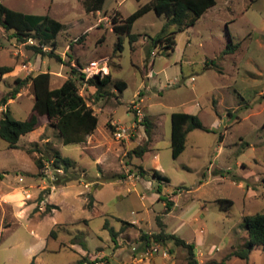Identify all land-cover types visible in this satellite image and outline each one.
<instances>
[{
	"label": "rangeland",
	"instance_id": "rangeland-1",
	"mask_svg": "<svg viewBox=\"0 0 264 264\" xmlns=\"http://www.w3.org/2000/svg\"><path fill=\"white\" fill-rule=\"evenodd\" d=\"M0 1L64 24L54 49L58 59L34 52L0 23V64L12 66L2 75L0 96L16 86L15 77L50 70L51 87L77 77L79 92L98 115L84 142L63 143L57 129L40 122L20 135L16 147L0 137V264H30L33 258L36 264H75L83 252L94 257L97 246L110 264H118L111 254L116 238H123L117 235L124 230L157 231L158 215L165 231L194 244L200 264H211L232 245L245 243L243 215L264 209V0H215L195 23L175 31L172 49L151 44V36L166 22V15L153 9L134 21L131 32L139 34L134 41L112 27L114 15L125 17L148 0H105L97 11H86L83 0ZM230 42L234 46L227 51ZM101 56L108 57L112 80L127 85L119 90L111 81L95 97V86L88 77L73 74L72 66L79 70L77 65ZM33 101L27 81L0 105V116L9 108L13 117L24 119ZM172 111L195 113L207 127L190 130L177 157L171 152ZM144 116L151 122L150 149L142 156L129 155L147 139ZM133 119L130 136L115 138L116 123ZM54 149L75 160L70 172L77 178L65 185L53 183ZM37 156L43 158L40 168ZM139 165L168 176V182L160 183V193L174 200L168 212L158 198L159 183L140 175ZM43 188L50 192H43L38 202ZM89 194L92 207L87 206ZM47 202L57 207L42 215ZM120 219L136 225L121 229ZM105 220L119 230L116 236L103 226ZM51 229L56 236L50 235ZM164 247L175 251L178 264H183L182 246L169 240ZM160 253L155 264L161 263ZM227 264H264V249L255 246L248 258L232 256Z\"/></svg>",
	"mask_w": 264,
	"mask_h": 264
},
{
	"label": "trees",
	"instance_id": "trees-1",
	"mask_svg": "<svg viewBox=\"0 0 264 264\" xmlns=\"http://www.w3.org/2000/svg\"><path fill=\"white\" fill-rule=\"evenodd\" d=\"M104 2L105 0H83L86 11L100 10ZM214 3L215 0H148L125 17L114 15L112 17V27L118 34H127L129 40L134 41L139 36L138 33L131 32L134 21L148 10L153 9L158 14H165L166 22L160 32L151 36V44L152 46H167L172 49L175 44V31L195 23L200 15ZM0 23L4 28L10 29L12 36L17 40L26 42L27 46L34 52L48 53L61 59V56L54 52L57 47V34L64 27L60 20L48 14H35L14 9L0 1ZM171 25H175L176 28L170 29ZM29 38L35 39L36 42H27ZM44 46H49V50L45 51ZM233 46L230 42L227 51H231ZM118 47H120V43H118ZM11 69V65L0 64V80L3 73ZM76 72L81 79H84V73L72 66V73ZM50 77V70H40L28 74L24 78L15 77L16 86L0 96V105L7 104L8 99L13 98L20 87L27 81L31 82L34 98L32 112L26 118L18 119L11 115L9 108H6L0 116V137L7 142L8 147H16L20 135L34 130L39 122L42 124L48 123L57 129L63 143L83 142L96 128L98 115L94 112L92 106L87 103L85 96L79 92L76 82L77 77L68 76L57 87L50 86ZM86 81L95 86V97H99L102 95L106 85L113 80L111 72L108 71L103 75L94 74L88 77ZM113 83L119 90H123L127 85L125 80H115ZM143 120L146 123L147 139L142 144L129 150V155L133 153L137 156H142L150 149L149 142L152 139L151 122L147 116H144ZM170 125L173 157H177L184 149L186 136L190 130L194 128L207 129L197 114L188 111H172L170 114ZM35 163L38 168L42 167L44 165L43 158L41 156L35 157ZM74 163L75 160L73 158L62 155L58 149H54L52 164L57 177L53 183L65 185L68 181L77 178L75 174L70 172V168L74 166ZM59 169H62L64 173L60 174L58 172ZM138 171L140 175H150L159 183L156 186V191L159 192L158 198L164 201L165 209L163 212H168L172 208L174 200L170 195H162L160 193V183L163 181L168 182V176L162 174L157 168L148 170L142 165L138 166ZM2 175L3 172L0 171V177ZM43 192L49 193L50 190L43 188L36 201L39 202L44 198ZM228 201V203H231V200L228 199ZM93 204V195L89 194L87 206L92 207ZM56 207V204L47 202L42 215L50 213L51 209ZM120 220L122 222L121 229L125 226L135 225L134 222L124 219ZM156 220L159 230L153 232L141 231L139 233V239L143 241V244L150 245L151 243L159 242L164 245L169 240H172L176 246H182L185 249L184 264H200L194 244L174 232L165 231V223L160 215L157 216ZM242 225L247 232L245 243L240 246L232 245V248L221 259L210 260L211 264H227V260L232 256L248 258L249 253L255 246H260L264 249V209L243 215ZM103 226L110 229L113 236H116L119 231L115 230L108 220H105ZM50 235L56 236L55 230L51 229ZM83 258L89 257L84 256ZM83 258L79 259L75 264H81ZM30 264H36L34 258L30 261Z\"/></svg>",
	"mask_w": 264,
	"mask_h": 264
},
{
	"label": "crops",
	"instance_id": "crops-1",
	"mask_svg": "<svg viewBox=\"0 0 264 264\" xmlns=\"http://www.w3.org/2000/svg\"><path fill=\"white\" fill-rule=\"evenodd\" d=\"M15 188L18 189V186ZM134 224L136 225V223H134ZM135 225H132V226H135ZM126 231L127 230H124V231L120 232L119 235H117V237L123 236V238L122 239L116 238L117 242H115L114 249L111 252L112 255L117 256L118 264H155V254L156 253L149 255V256H145L144 250L146 249V246H149V245H144L143 241L140 239L135 240L136 239L135 236H137L139 232L130 233V232H126ZM155 243H158L161 246V248H162L161 250H167V248H165L163 244H161L159 242H155ZM151 244H153V243H151ZM133 247H136V250H134ZM169 252H170L169 257L163 256L160 253V256L162 258L160 264H178V260H177L176 255H175V251L172 250ZM98 253H101L104 257H106V261H107L106 264H110L109 257L107 256V253L104 251V249H102V246H97L96 251H95V255ZM90 254H92V253H89L88 251L82 253L81 258H83L84 256L89 257V258H83L82 263L88 261L90 259V257H92ZM140 254H142L143 256L139 257ZM184 263H185V261H183V264Z\"/></svg>",
	"mask_w": 264,
	"mask_h": 264
},
{
	"label": "built area",
	"instance_id": "built-area-1",
	"mask_svg": "<svg viewBox=\"0 0 264 264\" xmlns=\"http://www.w3.org/2000/svg\"><path fill=\"white\" fill-rule=\"evenodd\" d=\"M78 69L85 74V77L93 76L94 74L103 75L108 72V57L107 56H101L97 59H93L89 61V63L85 66H79L77 65ZM136 107L137 113L140 114V109L138 106ZM134 122V119L131 123L125 124L117 122L115 125V129L113 131L114 137L117 139H127L131 134V124ZM134 250H136V247H133ZM161 250V246L158 243L150 244L149 246H146V249L144 250V255L149 256L154 253H157ZM161 254L163 256H168L169 252L167 250H161ZM143 256L142 254L139 255V257ZM97 258V259H96ZM139 259V258H138ZM82 264H104L103 261V255L101 253H98L93 257H90V259Z\"/></svg>",
	"mask_w": 264,
	"mask_h": 264
}]
</instances>
